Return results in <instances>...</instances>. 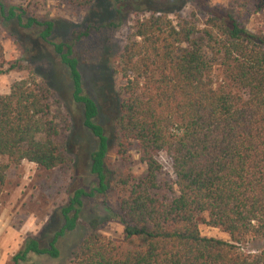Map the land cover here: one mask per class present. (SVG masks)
Instances as JSON below:
<instances>
[{
    "label": "trees",
    "instance_id": "trees-1",
    "mask_svg": "<svg viewBox=\"0 0 264 264\" xmlns=\"http://www.w3.org/2000/svg\"><path fill=\"white\" fill-rule=\"evenodd\" d=\"M59 1L89 10L100 0ZM107 1L117 21L104 26H119L127 11L137 14L109 67L122 80L113 140L86 91L76 40H54L52 20L0 1L2 22L35 31L66 69L69 101L80 106L94 140L91 185L72 189L59 208L58 231L46 245L27 236L12 264L31 254L58 258L57 238L77 229L93 198H102L110 213L86 219L66 264H264V245L254 252L241 247L249 238L264 240V29L253 32L233 14L240 17L249 6L262 11L264 0H228L227 8L208 0ZM188 4V16L179 17ZM20 68L8 63L0 42V75ZM50 81L20 79L0 95V193L10 164L53 170L71 163L74 123ZM132 150L143 165L139 175L130 166ZM161 154L171 163V186L158 180ZM111 218L122 225L119 239L99 232ZM199 220L228 238L202 235Z\"/></svg>",
    "mask_w": 264,
    "mask_h": 264
},
{
    "label": "rangeland",
    "instance_id": "rangeland-1",
    "mask_svg": "<svg viewBox=\"0 0 264 264\" xmlns=\"http://www.w3.org/2000/svg\"><path fill=\"white\" fill-rule=\"evenodd\" d=\"M5 5H20L40 20H52L55 25L54 40H76L75 50L80 61L87 93L97 102L98 122L106 134L115 137L113 120L117 116L115 90L122 84L120 78H113L110 65L120 52L124 39L130 31L137 14L127 11L117 27L104 26L108 21H117L115 13L109 8L107 0H100L89 10L61 3L59 0H0ZM211 5L229 7L228 0H208ZM191 4V3H190ZM180 11L179 17L188 16L191 5ZM237 20L247 29L257 32L264 29V9L253 12V6ZM174 21L177 16L173 15ZM88 25L90 28L87 29ZM101 25V27L99 26ZM87 31V35L84 32ZM83 33L80 38L76 34ZM0 42L3 45L8 63H16L21 68L9 70L0 75V95L9 93L13 82L29 78L35 82L45 78L53 81L63 97L62 111H68L74 126L69 141L74 150L69 154L71 163L61 169L45 170L34 163L22 161L9 165L5 183L0 193V264H12V256L21 248L27 236L35 237L46 245L62 225L59 208L67 201L70 191L76 187L88 188L93 178L89 174L88 154L94 144L91 135L82 126V113L79 105L69 101L70 83L66 69L58 62L50 47L42 42L35 31L22 29L13 24H5L0 19ZM50 81V82H51ZM215 85L222 81L219 69L214 70ZM57 108V107H56ZM72 147V146H71ZM6 162V159H3ZM131 168L135 175L143 170L134 150L131 151ZM162 164L159 182L172 185L174 176L169 158L161 154ZM108 205L115 204V197L108 194ZM102 198L85 201L80 225L72 232L58 237L56 246L58 258L31 254L22 264H66L74 247L80 242L86 219L109 214ZM202 235L227 239V234L217 227H210L199 220ZM99 232L112 239L122 237V225L111 218ZM264 240L249 238L241 247L246 252L262 248Z\"/></svg>",
    "mask_w": 264,
    "mask_h": 264
}]
</instances>
